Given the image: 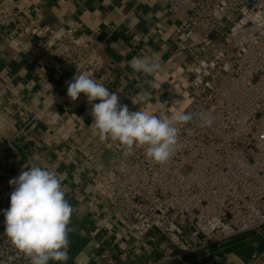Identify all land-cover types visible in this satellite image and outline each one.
Instances as JSON below:
<instances>
[{"label": "built area", "instance_id": "1", "mask_svg": "<svg viewBox=\"0 0 264 264\" xmlns=\"http://www.w3.org/2000/svg\"><path fill=\"white\" fill-rule=\"evenodd\" d=\"M161 13L175 23V37L192 41L187 49L191 79L179 85L168 106L150 113L167 117L192 112L196 119L180 127L178 146L164 165L137 149L125 158L122 146L105 139L84 160L96 168L111 153L101 191L90 204L108 206L102 221L116 219L138 239L156 232L169 244L156 264L220 248L252 234L264 243V0H160ZM0 27L36 39V56L50 52L71 73L89 71L95 49L77 35L74 23L41 26L27 13L0 5ZM210 113L211 127L199 116ZM62 158V157H61ZM61 158L37 164L54 170ZM65 197L67 186L62 182ZM14 186L0 197V264H31L4 235L3 211ZM264 264V250L251 255Z\"/></svg>", "mask_w": 264, "mask_h": 264}, {"label": "crops", "instance_id": "2", "mask_svg": "<svg viewBox=\"0 0 264 264\" xmlns=\"http://www.w3.org/2000/svg\"><path fill=\"white\" fill-rule=\"evenodd\" d=\"M28 14L41 26L71 22L95 49L87 64L94 78L130 111H150L168 106L176 96L172 87L191 79L187 49L192 41L175 37V21L161 13L160 0H0ZM36 39L0 27V197L9 181L37 163L61 158L58 168L67 186L65 199L73 213L68 234V259L49 264H156L169 244L158 233L143 239L122 222L102 221L108 206L90 202L101 191L111 153L104 151L94 169L84 160L104 140L91 124L92 106L81 93L67 95L71 81L68 65L50 52L36 56ZM155 57L162 71L145 76L135 72L134 57ZM51 85V87L49 86ZM148 94L146 100L140 93ZM99 103V100L93 101ZM264 250L252 234L243 235L206 252L162 264H261L251 255Z\"/></svg>", "mask_w": 264, "mask_h": 264}, {"label": "clouds", "instance_id": "3", "mask_svg": "<svg viewBox=\"0 0 264 264\" xmlns=\"http://www.w3.org/2000/svg\"><path fill=\"white\" fill-rule=\"evenodd\" d=\"M129 63L135 72L145 76L162 71L155 57L138 56ZM67 84L71 100H77L81 93L86 96L92 106L91 126L102 140L118 142L125 158L137 149H144L146 158L153 163H168L178 146L180 127L196 119L194 113L185 111L164 118L149 111H130L127 104L119 103L117 92H110L89 71L77 72ZM140 96L144 100L148 98L144 91ZM96 100L99 103H93ZM199 120L201 127H211L214 123L210 113H201ZM9 184L14 190L10 207L3 211L4 235L30 258L31 264L66 261L73 208L65 199L60 174L33 163Z\"/></svg>", "mask_w": 264, "mask_h": 264}, {"label": "rangeland", "instance_id": "4", "mask_svg": "<svg viewBox=\"0 0 264 264\" xmlns=\"http://www.w3.org/2000/svg\"><path fill=\"white\" fill-rule=\"evenodd\" d=\"M246 235H248V234H246Z\"/></svg>", "mask_w": 264, "mask_h": 264}]
</instances>
